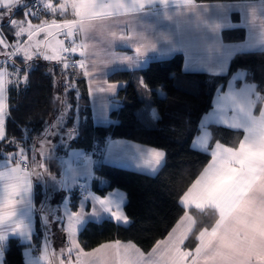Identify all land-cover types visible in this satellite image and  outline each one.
I'll return each instance as SVG.
<instances>
[{
	"label": "trees",
	"instance_id": "trees-1",
	"mask_svg": "<svg viewBox=\"0 0 264 264\" xmlns=\"http://www.w3.org/2000/svg\"><path fill=\"white\" fill-rule=\"evenodd\" d=\"M197 3L256 1V0H195ZM20 15L24 10H19ZM71 11L41 14L40 19L64 21L72 19ZM238 19V18H237ZM10 28L4 26V29ZM11 39V34H7ZM225 43H239L246 39L244 28L224 30ZM23 71L16 72L11 67ZM68 62H45L34 59L31 67L25 68L21 58L8 63L12 82L8 86L6 100V128L8 140L0 143V152L6 156L16 153L26 146L25 153L30 158L35 152L41 137L47 132L48 125L60 115L65 122L67 136L65 148L100 152L109 139H125L138 144L160 149L165 152V163L155 175H146L131 170L102 163L94 167V190L104 196L109 191L120 189L127 194L125 212L131 219L128 226L117 225L111 220L87 222L78 235L84 251H90L99 245L112 241L132 242L142 251L149 252L158 241L164 239L182 217L185 208L181 199L183 194L203 171L211 160L208 151L193 147L194 138L200 133L202 116L211 108L218 90L224 89L230 79L240 70L245 71V83L253 84L256 91L264 95V51H248L236 54L225 74L213 75L206 72H185L184 57L181 54L166 60L151 61L144 69L136 71H116L107 78L109 83H122L116 102L118 109L111 112V118L117 120L107 126H94L87 81L83 70L76 65L78 56L67 58ZM67 65V67H65ZM27 76V79H25ZM142 77L149 89L152 106L158 111L159 118L147 125L138 112L144 105L137 90L136 80ZM242 82H238L241 85ZM159 92H164L161 97ZM264 100L256 101L258 113ZM212 141L210 149L217 142L237 147L243 133L220 126H211ZM74 134L69 139V133ZM59 136V135H58ZM55 143L57 150L63 149ZM15 140L11 145L9 141ZM52 145V146H53ZM35 147V148H34ZM52 148V147H46ZM31 150V151H29ZM37 155H40L37 150ZM1 160V159H0ZM45 169L53 176H60L62 165L56 156L40 158ZM105 185L99 186L98 180ZM46 200L45 186L34 184L35 211L40 212ZM70 208L77 211L80 196L71 193ZM196 222L191 237L186 243L193 249L197 236L203 228L214 225L218 215L212 209L190 210ZM46 233L40 217L36 220V234L32 245L39 250ZM63 240V233H58ZM60 241V242H61ZM63 244V243H62ZM24 248L17 240L9 243L5 254L6 264H25ZM58 257V256H56Z\"/></svg>",
	"mask_w": 264,
	"mask_h": 264
},
{
	"label": "crops",
	"instance_id": "crops-1",
	"mask_svg": "<svg viewBox=\"0 0 264 264\" xmlns=\"http://www.w3.org/2000/svg\"><path fill=\"white\" fill-rule=\"evenodd\" d=\"M44 2L45 4L52 3L57 7L60 3H63V0H43V3ZM23 10V15H20L21 13L19 10H14L15 14L11 16V19L23 21V26L27 27V22L30 18L25 16L27 9ZM37 10L39 11L40 9ZM67 11H71L70 14L73 15L70 5L63 12L59 9L56 12L64 14ZM73 19H76L74 15L72 19L69 20ZM48 22L50 23L51 21ZM31 23L36 25L41 23V21L34 23L32 19ZM57 23H63V21H57ZM105 23L106 27L89 29L86 33H83V36L86 41H91L92 43L96 42L98 44L97 49H100L98 54L102 51H106L113 57V61H107L104 64L106 68L113 66L112 69H110L111 71L109 70L104 73L107 76L113 70L136 71L144 69L151 61L170 59L178 54H181L184 57L183 70L185 72H206L213 75H220L225 74L228 71L230 62L236 54L248 51H264V0L214 3H197L195 0H192L191 4H187L185 0H165L164 3H161L160 0H152V2L149 3L148 0H145V7L143 10L137 13H118L116 17L107 18ZM4 26H9L10 28L7 27V29H4ZM4 26L0 28V33H2L0 38L5 39L6 44H0V65H3V67L7 69L6 79L9 86L12 82V78L7 65L12 59L24 56L23 52H20L19 55H14V53L16 52L17 46L25 48L27 45L26 43H29V41L27 40L26 34L22 37H16L14 35L13 27L8 23L7 13H5ZM238 27L245 29L246 39L239 43H225L222 37V32L224 30H231ZM109 29L111 32L115 33V36L108 34ZM8 33L11 34V39L8 38ZM42 33L43 32L38 36L39 40L44 39ZM120 36L131 37V39H125L122 41L120 40ZM136 47H140V54L135 52ZM31 49H34V51L31 52ZM28 51L31 55L36 54V49L34 47H28ZM63 56L64 55H62V57ZM75 56L79 57V61L83 60L82 57L79 56V53H75ZM34 59L49 62L44 60L42 55H34L33 60ZM93 59L97 60V58ZM79 61L76 62V65L81 68ZM101 71L103 70L100 68L99 71L94 69L92 70V73L96 75ZM245 76V71H238L230 79L224 89L217 91L213 99L212 108L202 116L200 121V133L193 140V147L195 149L210 152L215 147L214 144L210 149L213 137L210 127L213 125L230 130L241 131L243 133L241 141L244 139V136L246 135L244 128L235 127L234 125L242 123L245 116L238 110L231 100H225L223 97L227 93L241 92L244 89L254 94L256 92V87L253 84L245 83ZM238 82H242L241 85H238ZM116 84L121 85L122 83ZM122 85L121 88L125 86L124 84ZM118 93L119 92H110V97L114 98L112 95H116L114 102H116ZM159 95L165 97L164 92H159ZM6 98L7 91L5 93V102L7 100ZM252 98L255 100V104L251 108V111L253 115L258 116L259 112H255L257 101L255 95H253ZM119 106L120 105H118L116 109H118ZM261 109H264V103ZM91 113L93 125L97 126L92 109ZM149 115L152 122L159 118V113L153 106L149 111ZM116 122L117 120H114V123ZM205 133H207V148L202 145ZM73 137L74 134L71 138ZM58 141V143H60L61 140ZM220 144L230 147L223 143ZM238 147L239 145L230 148L238 149ZM39 149L40 148L36 146L34 156H31L30 158L26 153L23 158H20L18 151L7 155L9 157L8 160H0V170H5L8 167H15L16 164L11 157L16 155L18 159H23L24 161L21 167L25 168L31 174L33 184V209L29 219L34 234H36V220L38 217H40L41 220L43 215H50L52 210L56 209L57 206H59V214L64 217L62 225L52 223L51 235L48 236L47 239L45 235L42 246L39 250L34 247L27 251L24 250L25 264L26 261H35L36 264H51V261L54 260L59 262V252L63 247L62 243H64V240L61 241V239H59V228H61V230L67 235V242L70 244L69 250L71 249V251L65 252V262L67 260L68 262L76 261L77 259L80 260L82 264H148L150 260H159L161 250L169 240V236L173 230L183 221L185 212L191 217V221H183V223L186 225L190 224L191 231L186 233L180 248L182 251H194L195 247L198 245L199 240L197 236V242L194 248L188 249L186 247V243L192 235L196 222L190 210L202 211L210 208L205 207L202 209H196L194 205L185 206L181 199L182 206L185 208L184 214L172 228L170 233L164 239L158 241L149 252L142 251L132 242H119L117 245V241L103 243L90 251H84L80 245L78 235L87 222L111 220L121 226H128L131 223V219L128 217L130 221L128 224H118L111 218L110 213L105 212L97 203L96 198H108L111 200L122 199L121 210L126 214L125 205L128 198L127 194L120 189L109 191L104 196L97 194L94 190V167L105 163L146 175H155L164 165L166 156L162 163L157 167L156 171L152 172L144 167L142 156H146L149 149L156 148L147 147L125 139H109L106 141L100 152H98L95 147L92 151L69 148H64L58 151L57 148L54 149V147L44 148V156H56L59 158L62 165L61 175L55 176L56 178H50L53 179L52 183L46 186L43 183V178L36 180L34 175L35 171L43 172L45 166L40 169H37L35 165H32L30 168L28 167V165L32 164V159L38 161V156L40 158V155H37V150ZM49 175L50 174L48 173V176ZM36 182L41 183L46 188L49 187V192L52 194L53 200H49L47 204L44 203L43 208L46 209V212L35 211L34 184ZM98 184L99 186H103L105 185V181L99 179ZM71 193H77L80 196L79 206L75 212H84L87 217L84 219L82 225H77L76 230L70 234L68 230V215L74 212L70 208ZM2 198L3 188L2 183H0V199ZM18 207L20 212L23 213V207ZM94 207L97 214L91 215ZM110 207L113 211H116L115 203L111 204ZM73 223H75V221H73ZM242 236L243 233H241V237ZM72 241L75 242V246L71 243ZM32 242L33 240L30 241L31 244ZM44 245H46L48 252H44ZM117 249H119V254L116 253ZM154 252L156 253L155 256H153ZM45 253H47V256H44ZM140 253H143V256H140ZM42 256H44V259H41ZM159 264H163V261H160Z\"/></svg>",
	"mask_w": 264,
	"mask_h": 264
},
{
	"label": "snow or ice",
	"instance_id": "snow-or-ice-1",
	"mask_svg": "<svg viewBox=\"0 0 264 264\" xmlns=\"http://www.w3.org/2000/svg\"><path fill=\"white\" fill-rule=\"evenodd\" d=\"M149 3L152 0H148ZM164 3L165 0H160ZM191 4L192 0H185ZM71 7L76 19L64 20L63 23H57L53 19L50 23L46 20L33 25L32 19H40L41 14L54 13L58 9L52 3H43V0H0V28L4 26L5 13L8 14V23L13 27L14 35L22 37L27 35L30 46L36 49V55L43 56L44 60H56L61 51L75 53L77 47L73 37V28L78 27L79 31L86 33L89 29H100L106 27V20L109 17H116L118 13H137L144 9L145 0H63L59 4V10L63 12ZM21 8L27 9L25 16L30 19L27 27H24L23 21L11 19ZM37 9H40L39 11ZM59 29L61 32L54 31ZM67 29V31H63ZM41 32L44 33L43 40H37L31 45L34 37ZM62 34L69 40V47H65L64 40L55 39L57 35ZM109 35L115 36L109 29ZM2 36V33H0ZM131 39V37L120 36V40ZM52 41H55L54 43ZM0 44H6V40L0 38ZM43 47L51 52V55L41 53L39 50ZM140 47L135 48V52L140 54ZM24 53L21 60L25 62V68H30V62L33 55L29 54L28 48L16 47L14 55ZM80 66L85 67L84 60L79 61ZM11 67L17 73L23 71L16 67L15 60ZM67 67V65H65ZM7 69L0 65V143L8 140L5 135L6 128V102L5 93L8 90V81L6 79ZM85 75H90L85 72ZM27 79V76H25ZM110 89L116 85H109ZM256 100H264V95L260 91L254 94L246 89L241 92H230L225 94L223 99L231 102L244 114L245 119L242 123L234 125L243 127L246 135L240 142L238 149H233L221 145L219 142L208 153L211 156L210 162L204 167L198 178L192 183L191 187L183 194L182 203L185 206L194 205L196 209L208 207L214 210L218 215L211 228H203L199 232V243L194 251H182L180 245L183 243L185 235L191 231L190 224L186 225L183 221H191V217L185 212L181 224L173 230L169 240L161 250L159 260H150L148 264H264V252L260 251V245L256 243L257 237H264V207L258 206V189H264V109H260L259 115H253L251 108L255 104L252 96ZM57 125H50L48 133L55 135ZM207 133L202 140L203 147L207 148ZM47 141L48 135L42 138ZM15 145L16 141H9ZM26 146L19 150V157L25 155ZM31 151V150H29ZM165 153L162 150L149 149L146 156H142L143 165L149 171L155 172L162 163ZM0 159L8 160L9 157L0 152ZM11 159L15 162V167H8L0 170V183L3 188V198L0 199V264H6L5 254L9 243L17 240L23 246L25 251L34 247L30 241L35 239L30 214L33 209V184L31 174L21 165L23 159H18L13 155ZM35 165L37 169L44 168V163L32 160L30 168ZM36 180L48 176V171H35ZM18 197V199H17ZM101 208L110 213L112 219L118 224H128V216L121 210L123 200H111L108 198H96ZM115 203L116 211L110 207ZM18 206H22L24 211L20 212ZM46 212L45 208L40 209ZM95 207L91 215H96ZM84 212H72L68 215V230L71 234L76 230L77 225H82L86 218ZM64 217L59 214V206L53 209L51 214H45L41 217V225L45 233H50L52 223L63 224ZM75 221V223H73ZM245 229L252 238V243L245 244L243 255H235L227 249L231 242H241V231ZM47 239V237H46ZM218 240L221 242L218 243ZM75 246V242H71ZM117 245L119 241L116 242ZM108 247V246H106ZM71 251V249L69 250ZM119 254V249L116 250ZM79 254V253H78ZM143 256V253L139 254ZM156 253H153L155 256ZM47 256V253L44 254ZM44 256L41 259H44ZM26 264H36L35 261H26ZM63 264V261L60 262Z\"/></svg>",
	"mask_w": 264,
	"mask_h": 264
},
{
	"label": "rangeland",
	"instance_id": "rangeland-1",
	"mask_svg": "<svg viewBox=\"0 0 264 264\" xmlns=\"http://www.w3.org/2000/svg\"><path fill=\"white\" fill-rule=\"evenodd\" d=\"M57 9H59V6H57ZM54 31L61 32V30H59V29H54ZM63 31H67V29H64ZM42 34H43V38H44V33H42ZM38 36L34 37L33 41L31 42V45H34L35 42L37 40H39ZM55 39L64 40L65 41V47H69L68 38H66L62 34L57 35ZM71 39L75 41L76 45H83L82 47H77V51L75 53L76 54L79 53V56L82 57V59L84 60L85 67H83V68L81 67L83 72H84V75H85L86 71L90 73V75H85V78H86L87 84H88V92H89V96H90V106H91V109L93 111V114L95 115V121H96L97 126H104V125H109L110 123H114V119H112L110 115H111V112L113 110H115L119 104L117 102H114V98L116 95L114 96V94H113L112 96L114 98H112V97H110V92H119V90L121 89V87L123 85L122 84L118 85L116 83H109L107 80V78L110 74H112L118 70H113L112 72H110V74L108 76L106 74H104V73H106V71H109L110 69H112L113 66L106 68V66L104 64L107 61H109V62L113 61V57L110 54H108L106 51L100 52L103 54H100V53L98 54V51H100V49L99 50L97 49L98 44L96 42L92 43L91 41H86V39L83 36V33L78 31L77 27L73 28V37ZM41 40H43V39H41ZM52 42L54 43L55 41H52ZM26 44L27 45L25 47H27V48L32 47V46H30V42L26 43ZM32 51H34V49H31V52ZM39 51L41 53L51 55V52L48 51L47 49L43 48V47H41ZM75 53L61 51L59 54V57L56 60H47V61L55 62V63L56 62L67 63L68 62L67 58L64 59L62 57V55H66L68 58H70L72 56H75ZM80 54H82V55H80ZM34 55H36V54H33V56ZM93 58H97V60L96 59L94 60ZM99 68L103 71L98 72L96 75H94L92 73V70L95 69L96 71H99ZM116 69H118V68H116ZM109 85H116V87L110 89L108 87ZM136 86H137L138 92L141 95V98L145 102L143 107L139 110L138 115L143 121L144 120L149 121V122H147V125H149V123L151 121L149 111L152 108V102H151V96L149 94V89L146 86V84L144 83V80L142 77L137 78ZM62 117H63V114L60 115L58 118H56L54 121L50 122L48 125V128L50 125H57V127L55 129L56 133L54 136L50 135L48 133V129H47V132L41 137L37 147L40 148L38 150V152L42 157H44L43 149L46 147H52L53 143H55L56 136H58V135L60 136L59 131L64 132L65 122L62 119ZM46 135H48L47 141L42 139ZM72 136H73V134H72V132H70L69 136H68L69 139ZM66 138H67V136L64 137L62 135L59 137V139L61 140L60 143H61V146H63V149L65 148L66 143H67ZM56 146H57V144L55 146L53 145L54 149L56 148ZM33 156H34V152H33ZM50 178H56V177L51 176V175L43 177V183L46 186H48L52 183L53 179H50ZM45 191H46V196H47V198L45 200V204H47V202L49 200H53V198H52L51 192H49V187H47V188L45 187ZM58 233H63V240H64L63 242L64 243H63L62 249L59 252V258H58L59 262L54 260V261H51V264H60L61 261H63V264H82V262L80 260H77V259H76V261H70V262H68V260L66 262L64 261V258H66L64 256L65 252L69 251L70 244H68V242H67V235L65 234V232H63L61 230V228L58 229ZM50 235H51V231H50V233H46V237H48ZM46 244H47V242H46ZM44 246H45L43 249L44 252L45 251L48 252L46 245H44ZM72 260H74V259H72Z\"/></svg>",
	"mask_w": 264,
	"mask_h": 264
},
{
	"label": "clouds",
	"instance_id": "clouds-1",
	"mask_svg": "<svg viewBox=\"0 0 264 264\" xmlns=\"http://www.w3.org/2000/svg\"><path fill=\"white\" fill-rule=\"evenodd\" d=\"M257 197H258V206L264 207V189H258L257 191ZM241 233H243V236L241 237V242H231L230 247L227 249L228 251L232 252L235 255H243V247L245 244L252 243V238L249 235V233L245 229H240ZM221 241L218 240V243ZM256 243L260 245V251L264 252V237H257Z\"/></svg>",
	"mask_w": 264,
	"mask_h": 264
},
{
	"label": "built area",
	"instance_id": "built-area-1",
	"mask_svg": "<svg viewBox=\"0 0 264 264\" xmlns=\"http://www.w3.org/2000/svg\"><path fill=\"white\" fill-rule=\"evenodd\" d=\"M64 59L68 58L66 55L63 56Z\"/></svg>",
	"mask_w": 264,
	"mask_h": 264
}]
</instances>
